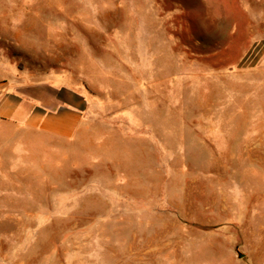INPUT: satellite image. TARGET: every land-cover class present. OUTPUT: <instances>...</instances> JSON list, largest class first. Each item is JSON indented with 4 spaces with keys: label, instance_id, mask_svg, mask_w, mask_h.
Listing matches in <instances>:
<instances>
[{
    "label": "rangeland",
    "instance_id": "rangeland-1",
    "mask_svg": "<svg viewBox=\"0 0 264 264\" xmlns=\"http://www.w3.org/2000/svg\"><path fill=\"white\" fill-rule=\"evenodd\" d=\"M2 51L90 110L0 122V264L264 263V0H0Z\"/></svg>",
    "mask_w": 264,
    "mask_h": 264
},
{
    "label": "crops",
    "instance_id": "crops-1",
    "mask_svg": "<svg viewBox=\"0 0 264 264\" xmlns=\"http://www.w3.org/2000/svg\"><path fill=\"white\" fill-rule=\"evenodd\" d=\"M0 69L10 74L7 79L0 76V122L34 132L48 142L71 141L78 137L89 121L90 110L82 90L55 73L21 69L3 51ZM140 175L135 182L138 186L134 196L147 199V192L153 190V179L147 172Z\"/></svg>",
    "mask_w": 264,
    "mask_h": 264
}]
</instances>
